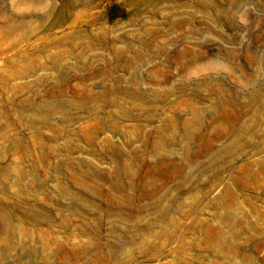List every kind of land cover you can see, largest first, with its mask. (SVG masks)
<instances>
[{
	"label": "rangeland",
	"instance_id": "1",
	"mask_svg": "<svg viewBox=\"0 0 264 264\" xmlns=\"http://www.w3.org/2000/svg\"><path fill=\"white\" fill-rule=\"evenodd\" d=\"M0 264H264V0H0Z\"/></svg>",
	"mask_w": 264,
	"mask_h": 264
}]
</instances>
